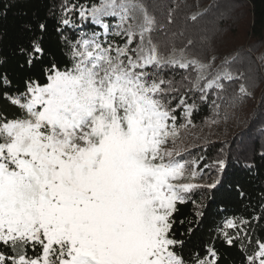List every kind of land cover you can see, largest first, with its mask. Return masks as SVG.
Here are the masks:
<instances>
[{
    "label": "snow or ice",
    "instance_id": "obj_1",
    "mask_svg": "<svg viewBox=\"0 0 264 264\" xmlns=\"http://www.w3.org/2000/svg\"><path fill=\"white\" fill-rule=\"evenodd\" d=\"M130 7L143 12L138 33L130 25L123 27ZM62 11L60 24L76 27L67 15L75 5ZM108 16L119 18L121 30L112 35L126 37L123 45L108 39ZM79 17L82 22L90 17L103 32H82L74 41L61 36L71 66L61 69L52 61L41 69L46 83L29 76L23 91L3 93L19 113L9 118L0 112V264H218L214 247H208L204 257L186 259L184 241L172 231L177 203H186L190 190L213 188L215 183L179 182L198 177L197 162H181L179 152L166 145L175 144L180 129L191 124L196 103H188V91L200 92L201 102H207L210 89L225 91L222 81L230 82L235 75L229 59L211 79L197 75L173 106V93L179 89L160 70L191 64L199 73L211 63L175 54L165 59L152 42L156 21L142 0H100L90 9L81 5ZM24 27L35 31L31 24ZM36 28L43 33L47 26L38 22ZM137 35L140 45L132 49ZM41 41L35 37L27 48H20L29 69L45 54ZM184 55L181 48L179 56ZM10 83L5 75L3 84ZM239 94L250 95L244 83ZM181 108L185 123L178 126ZM215 164L223 169L225 161ZM237 220L249 223L228 218L220 230L230 246L237 239L250 240L243 228L229 235L228 229L238 227ZM241 248L246 251L243 244ZM246 262L264 264V240H256V250L246 255Z\"/></svg>",
    "mask_w": 264,
    "mask_h": 264
},
{
    "label": "trees",
    "instance_id": "obj_2",
    "mask_svg": "<svg viewBox=\"0 0 264 264\" xmlns=\"http://www.w3.org/2000/svg\"><path fill=\"white\" fill-rule=\"evenodd\" d=\"M99 3L100 0H67V3L66 0H0V112L9 118L19 113L18 108L4 99L3 93L23 91L24 80L29 76L46 83L42 67L52 61L61 69L71 66L69 48L61 36L74 41L82 32L100 31L89 19L82 22L79 17L81 5L91 8ZM142 3L155 17L151 38L163 56L171 49L183 48L184 56L209 62L212 69L222 67V62L228 58V67L234 76L242 74V78L222 81L223 92L210 89L207 102L200 101V92H187L188 103H196L190 117L193 126L202 127L230 118L231 112L239 116L240 123L230 135L211 142L200 141L185 152L188 157L195 154L201 158L198 168L205 161L220 159L225 161V166L216 172L215 187L192 189L186 194V203H177L172 231L177 239L184 241L182 252L186 259L196 254L204 257L207 248L214 247L219 255L218 264H247L246 255L256 250V240H264V0H142ZM73 5L75 11L67 15L76 27L61 25L62 9ZM202 6H206L205 9L193 19L191 13ZM38 22L46 24L45 32L36 28ZM25 24H31L35 31L26 29ZM57 28L62 30L58 32ZM35 37H42L45 54L29 69L25 63L27 57L20 48H27ZM108 39L120 45L126 41L118 37ZM135 45L136 40L131 47ZM5 75L11 82L8 86L3 84ZM160 75L172 79L173 87L179 89L178 93H173L177 96L175 106L179 95L192 88L196 70L193 66L186 69L167 66L160 70ZM241 83L250 93L242 98L238 91ZM213 101L219 105L218 109ZM182 112L181 108L176 113L178 126L185 123ZM192 201L199 208L194 207ZM197 211L202 215H196ZM228 218L249 221L247 225H240L237 220L238 227L227 231L235 236L243 228L250 240L237 239L231 246L226 244L220 230ZM240 235L244 236L245 232ZM28 254H33L31 248Z\"/></svg>",
    "mask_w": 264,
    "mask_h": 264
},
{
    "label": "rangeland",
    "instance_id": "obj_3",
    "mask_svg": "<svg viewBox=\"0 0 264 264\" xmlns=\"http://www.w3.org/2000/svg\"><path fill=\"white\" fill-rule=\"evenodd\" d=\"M205 7L206 6H202V7L197 8L196 10H194L191 13V17H194L198 13H201L205 9ZM88 9H90V8H88ZM128 17H129L128 21L123 26L124 29H128L129 25H130L131 30L133 32L138 33L140 30V26L142 24V21H143V12L141 11V9L139 7H130L128 9ZM88 19L90 20V23H93L90 17ZM104 19H105V22L108 23L110 26L108 38H110L111 40H112V38H117V37H114L112 34L116 31L121 30L118 27V24L120 23L119 18L108 16V17H104ZM95 26L98 27L100 30V31H98V30H96V31L103 32V29H101L98 25H95ZM118 38H123V39L125 38L126 39V37H123V36L118 37ZM103 39H104V37L101 36V40H103ZM135 40H136V45L134 47H131L132 49H137L138 46L140 45L139 35H137L135 37ZM144 46L148 47V37L147 36H145V39H144ZM113 54H115V53H113ZM132 54L135 55V53H132ZM172 54H175L178 58H180L182 60H191L192 59L189 56L180 57L179 56V49H171L168 52V54L164 55L163 57L165 59H167L169 57V55H172ZM203 64H209V62L203 63ZM176 66H178V65H176ZM189 66H193V65L189 64ZM193 67L195 69V66H193ZM221 71H223V67H216L214 69L209 67L207 69L200 71L199 73H197V71H196V78H197V75H202V76L207 77L208 79H211L218 72H221ZM196 78H195V81H196ZM204 81H206V80H204ZM201 82L202 81H200V83ZM238 91H239V88H238ZM239 123H240L239 116L236 115L235 113L231 112L230 118H225V119H222L219 121H214V122H211V123L204 125L202 127H195L191 123V124H188L185 128H182L181 130H183V131H180V134H179L175 144H173L171 141H169V143L166 145V147L175 148L176 151H178L180 154L177 157V159L180 160L181 162L195 160L197 162L196 168L198 170V177L193 181L181 180L179 182H193V183H199V184H204V185L215 183L216 172L219 169L217 167V165L213 164L215 162H213V163L210 162V165H208L207 170L205 169V167L198 168L197 166L201 162V158H199V156H195V154L192 155V158L188 157L187 155H189V154L185 155V152H187L188 148L196 147L198 142H200V141L211 142L214 140H220V139L230 135L233 132V130H235L237 128V124H239ZM208 161H205V162H208ZM192 168H193V166L191 164H189L188 171L191 172Z\"/></svg>",
    "mask_w": 264,
    "mask_h": 264
},
{
    "label": "built area",
    "instance_id": "obj_4",
    "mask_svg": "<svg viewBox=\"0 0 264 264\" xmlns=\"http://www.w3.org/2000/svg\"><path fill=\"white\" fill-rule=\"evenodd\" d=\"M210 162H216V161H209V162H206L205 164H203V166L201 167V168H203V167H205V169L207 170V168H208V165H210ZM213 164H215V163H213ZM216 165V164H215ZM205 170V171H206Z\"/></svg>",
    "mask_w": 264,
    "mask_h": 264
}]
</instances>
